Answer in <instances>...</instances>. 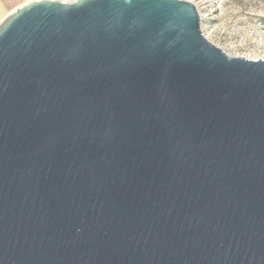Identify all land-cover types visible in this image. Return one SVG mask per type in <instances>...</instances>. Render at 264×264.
I'll list each match as a JSON object with an SVG mask.
<instances>
[{"label":"water","instance_id":"water-1","mask_svg":"<svg viewBox=\"0 0 264 264\" xmlns=\"http://www.w3.org/2000/svg\"><path fill=\"white\" fill-rule=\"evenodd\" d=\"M0 264H264V57L188 0H29L0 21Z\"/></svg>","mask_w":264,"mask_h":264},{"label":"rangeland","instance_id":"rangeland-1","mask_svg":"<svg viewBox=\"0 0 264 264\" xmlns=\"http://www.w3.org/2000/svg\"><path fill=\"white\" fill-rule=\"evenodd\" d=\"M29 0H0V21ZM70 1V0H66ZM203 36L229 56L264 57V0H188Z\"/></svg>","mask_w":264,"mask_h":264}]
</instances>
